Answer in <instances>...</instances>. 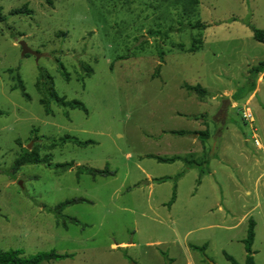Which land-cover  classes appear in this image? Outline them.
<instances>
[{"label": "rangeland", "instance_id": "1", "mask_svg": "<svg viewBox=\"0 0 264 264\" xmlns=\"http://www.w3.org/2000/svg\"><path fill=\"white\" fill-rule=\"evenodd\" d=\"M0 10V249L72 255L41 264H231L225 254L243 264L251 218L264 264V73L250 91L249 72L264 60L250 30L264 29V0H0ZM20 41L41 56L22 57ZM51 82L86 112L51 101L46 114L38 86ZM66 135L93 143H60ZM22 148L42 161L13 171ZM72 198L88 202L52 211Z\"/></svg>", "mask_w": 264, "mask_h": 264}, {"label": "trees", "instance_id": "2", "mask_svg": "<svg viewBox=\"0 0 264 264\" xmlns=\"http://www.w3.org/2000/svg\"><path fill=\"white\" fill-rule=\"evenodd\" d=\"M24 9L25 8L12 10L11 14L22 13L24 11ZM0 21H4V16L1 14V10H0ZM195 27L205 28L204 25H201L199 23H197L195 25ZM250 30L252 32L253 39L257 42L264 44V29H258V28H255L253 26H250ZM193 51H194V49H190V52H193ZM60 68L62 70V74H63L64 78L66 80H68V74L66 72H64V68L62 66H60ZM85 71H86L87 77L92 73V69L90 67H86ZM249 72H250V80H251L250 91H253L255 88L254 87V85H255L254 80H256V78L259 74L264 73V60L260 61L257 65L251 67ZM16 78H17V86L16 87L20 89L23 96L28 98V95L25 93L23 82H22L20 76L17 75ZM48 79H49V81H51V79L49 77H48ZM38 87H39V92L42 93V95H44V97H42L39 100V102H40V104H42L44 106L46 114L51 113V110L49 109V104L51 101L55 102L59 107H65L68 109H81V110L86 112V107L84 106V104L82 102H80L78 100H66L65 97L59 96L55 92V90L52 86V82L50 85L49 84L47 85V83H42L43 88H40V86H38ZM184 87L187 91L196 93L200 96L209 95L208 91L199 85H196V86H188V85L185 86L184 85ZM237 95L238 94L236 93L235 97ZM2 114L3 113L0 110V116ZM172 132L174 134L180 135V136L186 134V132L183 130L182 131H172ZM200 136H201V141L204 143V142H206V139L208 137V132L203 131V132H201ZM67 141L71 142L77 146H80V147H85L88 144L93 143V141H90V140L80 141L77 138L71 137L69 135H66L60 139V143H62V144L67 142ZM149 157L155 158L156 161L159 163L172 164L176 161H183L184 163L189 164L190 166L200 164V163L196 162V160H193V159L187 160L186 158L178 156V155H175L172 157H160V156L149 155ZM41 161L42 160L39 158V156L36 152V149H32L29 151L27 148H22L21 153L18 155V157L14 161L13 171L19 170L22 166H24L26 164H38ZM56 167L65 171L68 168L72 167V163L58 164ZM83 172L89 173L93 177H95V176L107 177L110 175V173L108 172L107 169H89L86 167H83V168L79 167L77 170V175H79ZM169 179H171V178L170 177H163V178L156 179V181L165 182V181H168ZM174 200H175V192L173 193L172 200L168 202V205L170 206L174 202ZM82 202H88V201L84 198L68 199V200H65V201L57 204L52 209V211L55 214L60 215V213L67 206L74 205L77 203H82ZM70 222L79 225V222L75 218H71ZM248 222L249 223H248L247 236L243 241L245 253H246L245 262L243 264H254V259H253L254 252L252 250V245H253V241H254V225H255V223L251 218L248 220ZM191 247L194 250H203L205 248V246L199 247V246H194V245H192ZM69 257H72V255H70L68 253L59 254L53 250L49 251V252L36 253L32 256L26 257V256H23L22 252L18 249H9V250L0 249V264H41L43 262L61 260V259L69 258ZM225 257L228 261H230L231 264H240L230 255L225 254Z\"/></svg>", "mask_w": 264, "mask_h": 264}, {"label": "water", "instance_id": "3", "mask_svg": "<svg viewBox=\"0 0 264 264\" xmlns=\"http://www.w3.org/2000/svg\"><path fill=\"white\" fill-rule=\"evenodd\" d=\"M19 46H20V48H21V56H22V57H23L24 55H26V54H32V55H34L36 58H39V57L41 56V55L38 54L37 52L31 50V49L27 46V44H26L24 41H20V42H19ZM27 148H29V146H28Z\"/></svg>", "mask_w": 264, "mask_h": 264}, {"label": "built area", "instance_id": "4", "mask_svg": "<svg viewBox=\"0 0 264 264\" xmlns=\"http://www.w3.org/2000/svg\"><path fill=\"white\" fill-rule=\"evenodd\" d=\"M248 117H249V115H247L246 113H243L244 120L248 121ZM254 144L256 146H260V143H259V141L256 138H254Z\"/></svg>", "mask_w": 264, "mask_h": 264}, {"label": "crops", "instance_id": "5", "mask_svg": "<svg viewBox=\"0 0 264 264\" xmlns=\"http://www.w3.org/2000/svg\"><path fill=\"white\" fill-rule=\"evenodd\" d=\"M257 82H259L260 83V81H257ZM255 138V137H254ZM256 146V145H255ZM257 147V149H262L263 148V146H262V144L260 143V146H256ZM252 158L253 157H251V156H249V160H252ZM255 158V157H254ZM255 161V160H254ZM148 175V174H147ZM166 177H169V176H166ZM171 178V177H170ZM152 187V186H151ZM158 243V242H157ZM124 244V243H123ZM192 246V245H191ZM190 246V247H191ZM192 248V247H191ZM189 264H193V262L192 261H190L189 262Z\"/></svg>", "mask_w": 264, "mask_h": 264}]
</instances>
